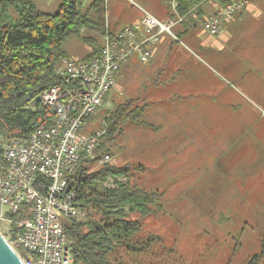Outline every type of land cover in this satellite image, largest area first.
<instances>
[{"label":"rangeland","instance_id":"1","mask_svg":"<svg viewBox=\"0 0 264 264\" xmlns=\"http://www.w3.org/2000/svg\"><path fill=\"white\" fill-rule=\"evenodd\" d=\"M82 1L88 5L93 0ZM135 1L149 11L164 2ZM57 6L43 5L48 12L57 10ZM179 17L176 25L182 22ZM258 27L255 22L249 24V19L239 27L250 32L246 44L264 43V25L255 29ZM88 48L83 46L67 57L81 58ZM195 52L200 58L196 54L193 58L205 61L214 71L202 65L189 71L205 80L202 95L211 96L217 84L223 85V95L229 87L235 95L234 88L242 86L237 104L233 101L238 110L233 114L215 110L207 100L205 113L194 112L193 116L187 110L188 116L180 119L186 125L183 135H153L149 128L133 124L125 127L111 146L109 162L131 165L133 184L161 193L154 213L143 219L141 234H155L161 239L138 264H246L249 258L264 252V47L249 55L230 49L221 52L212 43ZM244 67L247 69L242 70ZM107 100L99 115L126 101L120 96L114 104ZM104 127L103 121L101 129ZM173 136L185 139L174 140ZM102 164L98 161L91 169ZM6 227V222L0 221L4 234ZM121 255L130 256L125 250ZM260 264H264V256Z\"/></svg>","mask_w":264,"mask_h":264},{"label":"trees","instance_id":"2","mask_svg":"<svg viewBox=\"0 0 264 264\" xmlns=\"http://www.w3.org/2000/svg\"><path fill=\"white\" fill-rule=\"evenodd\" d=\"M165 1L173 22L178 16L186 17L172 27L181 36L179 28H200L194 18L207 14L204 3L232 0H175L176 12L171 9L173 0ZM107 32L114 35L108 27L106 0H93L88 5L82 0H62L53 12L40 9L33 0H0V175L7 166L4 145L13 139L24 143L29 140L37 118L30 104L59 79L57 70L63 58L76 54L83 46L89 48L77 58L79 61L100 56ZM74 39L77 41L71 43ZM145 110L126 100L103 114L98 111L82 130L83 135H92L106 122V133L94 148V157L84 151L74 172L68 175L69 187L77 191L78 200L87 209L85 218L65 222L74 264H138L140 257L161 239L155 234L141 236L143 219L154 213L161 193L133 184L129 164L105 162L91 169L105 154L111 155V146L125 127L146 124ZM109 177L126 180L112 188L104 185ZM132 214L139 217L133 218ZM25 216L22 211L8 213L15 220ZM16 230L13 223V233ZM124 250L130 256H122ZM263 256L264 252L256 254L246 264H260Z\"/></svg>","mask_w":264,"mask_h":264},{"label":"built area","instance_id":"3","mask_svg":"<svg viewBox=\"0 0 264 264\" xmlns=\"http://www.w3.org/2000/svg\"><path fill=\"white\" fill-rule=\"evenodd\" d=\"M249 4V0H233L194 19L215 37ZM171 6L176 11L175 0ZM146 16L143 24L124 26L114 35L107 32L100 56L87 61L63 58L57 70L59 79L30 104L37 118L29 140L24 143L13 139L3 147L7 166L0 175V221L6 222L4 235L13 247L25 251L22 256L17 250L25 264H74L65 222L85 218L87 210L78 200L77 191L69 187L68 175L74 172L84 151L94 157V148L106 133V122L95 134L85 136L82 130L116 87L125 63L134 56L142 63L150 61L165 33L177 38L172 25L149 12ZM184 19L179 17V21ZM110 160L111 155L105 154L99 162ZM125 180L109 177L104 185L115 188ZM20 211L27 216L18 220L8 217V213ZM13 223L17 226L15 233Z\"/></svg>","mask_w":264,"mask_h":264},{"label":"crops","instance_id":"4","mask_svg":"<svg viewBox=\"0 0 264 264\" xmlns=\"http://www.w3.org/2000/svg\"><path fill=\"white\" fill-rule=\"evenodd\" d=\"M33 1L42 10H44L43 5L46 3L51 5L56 3L59 6L62 2V0ZM119 1L122 0H109L106 5L108 27L113 33L124 26L143 24V20L147 17L146 12L151 13L161 22L172 25V27L176 25L169 16L170 12L165 0L161 7L151 11L142 7L135 0H127V3L122 4ZM249 1V6L226 23L224 30L218 36L210 35L201 26L188 30L180 28L181 36L173 32L177 38H173L167 33L163 34L150 61L142 63L138 56H134L122 66L117 75L116 89L113 88L103 103H106L108 98L109 101L107 100V102L114 104L116 98L120 96V98L134 101V105L145 107L144 119L146 124L143 126L149 128L153 135L162 133L183 135L186 125L181 124L180 119L188 116L185 113L187 110H190L188 111L190 112L189 115L195 114L194 112L205 113L207 100L213 103L215 110L224 109L226 113L232 112V114L236 112L238 108L233 105V101L237 104L238 90L242 86L235 85L238 87L234 88L235 95L230 87L223 95L221 90L223 85L217 84L214 86V90L211 89V96H203L202 90L205 87V80L193 73L189 74V71L202 65L207 70L214 72L205 61L193 58V54L200 58L195 50H201V47L212 43L221 52L230 49L232 53L238 52L249 55L257 53V50L264 47V43L261 42L258 45L246 44L250 32L239 28L244 25L247 19H249V24L255 22L259 26L255 29H260L264 25V0ZM219 5V3H204L203 9L209 14L215 11ZM165 7H167V11ZM109 12H111V16ZM262 37L264 38V32ZM245 69L247 68L244 67L242 70ZM228 85L230 86L229 83ZM243 90H240L242 94L244 93ZM223 97V100L218 101ZM182 139L185 138L174 137V140Z\"/></svg>","mask_w":264,"mask_h":264},{"label":"water","instance_id":"5","mask_svg":"<svg viewBox=\"0 0 264 264\" xmlns=\"http://www.w3.org/2000/svg\"><path fill=\"white\" fill-rule=\"evenodd\" d=\"M0 264H25L18 251L0 230Z\"/></svg>","mask_w":264,"mask_h":264}]
</instances>
